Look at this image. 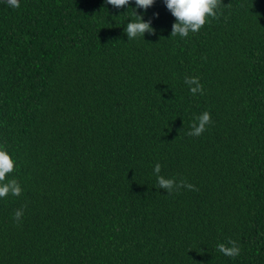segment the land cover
Masks as SVG:
<instances>
[{
  "label": "trees",
  "instance_id": "16d2710c",
  "mask_svg": "<svg viewBox=\"0 0 264 264\" xmlns=\"http://www.w3.org/2000/svg\"><path fill=\"white\" fill-rule=\"evenodd\" d=\"M135 11L154 32L129 41ZM175 22L164 0L0 1V147L22 187L0 199V264H264V0H220L188 38ZM157 163L193 189H159Z\"/></svg>",
  "mask_w": 264,
  "mask_h": 264
},
{
  "label": "clouds",
  "instance_id": "9594fccd",
  "mask_svg": "<svg viewBox=\"0 0 264 264\" xmlns=\"http://www.w3.org/2000/svg\"><path fill=\"white\" fill-rule=\"evenodd\" d=\"M106 5H112L116 8H122L132 3V0H104ZM137 8H142L145 11L150 8L155 0H134ZM8 6L11 8L20 7V0H7ZM167 9L171 12L176 22L172 26V36L180 38H188L190 33H196L212 18H215L219 9L220 0H164ZM134 16L138 19H130L126 23L124 32L129 41L144 38L146 33H153L154 29L150 21H145L141 15ZM185 84L189 85L192 94L200 92L203 94L202 86L198 84L197 78L186 77ZM196 84V87H191ZM196 122L192 125V130L189 135L199 137L207 130V127L212 123L211 115L205 111L195 118ZM16 167L15 159L10 155L8 150L0 147V199H5L8 196H20L22 194L21 185L14 179H6L10 173H13ZM161 165L157 163L154 168V174L157 176V185L159 189L165 190L168 194L179 191V189L187 187L193 189V185L186 184L181 181L177 183L173 179L165 178L160 175ZM23 216V210H17L14 213V219L20 221ZM226 246L221 243L217 245V250L225 256L236 258L240 255L241 249L235 241L229 240Z\"/></svg>",
  "mask_w": 264,
  "mask_h": 264
},
{
  "label": "water",
  "instance_id": "95a60500",
  "mask_svg": "<svg viewBox=\"0 0 264 264\" xmlns=\"http://www.w3.org/2000/svg\"><path fill=\"white\" fill-rule=\"evenodd\" d=\"M1 2H6L7 3V0H0ZM22 0H20V2H21Z\"/></svg>",
  "mask_w": 264,
  "mask_h": 264
}]
</instances>
